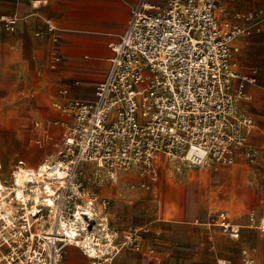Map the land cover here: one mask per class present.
<instances>
[{
    "label": "built area",
    "instance_id": "2783aa9c",
    "mask_svg": "<svg viewBox=\"0 0 264 264\" xmlns=\"http://www.w3.org/2000/svg\"><path fill=\"white\" fill-rule=\"evenodd\" d=\"M220 9L217 0L137 2L109 43L95 99L54 102L62 127L56 154L35 165L18 159L0 176V264H66L68 245L90 264H113L124 248L142 247L143 229L111 224V201L97 189L105 180L132 168L156 180L161 156L177 170L256 161L255 122L239 105L250 96L232 48L246 30L220 19ZM2 20L12 30L17 16ZM219 218L224 232L239 236L225 212ZM256 226L264 231V207Z\"/></svg>",
    "mask_w": 264,
    "mask_h": 264
},
{
    "label": "crops",
    "instance_id": "0c3cea01",
    "mask_svg": "<svg viewBox=\"0 0 264 264\" xmlns=\"http://www.w3.org/2000/svg\"><path fill=\"white\" fill-rule=\"evenodd\" d=\"M138 1L0 0V106L17 105L16 114H24L29 104L42 106L50 100L58 118L53 101H93L109 66V43L125 29ZM217 1L219 18L246 30L232 40V48L244 78V90L250 96L239 105L257 124L255 133L249 136V144L257 150L256 161L237 159L230 165L231 171L251 182L260 170L264 187V0ZM6 15L17 16L12 30L4 26L2 18ZM44 110L37 108L38 119H48ZM164 164L171 163L161 156L157 168H165ZM207 173L213 174L208 169ZM187 174L189 177L194 172L188 170ZM120 175L116 182L107 179L97 189L111 201L109 216L115 228L124 231L142 222L138 226L143 229L142 247L124 248L113 264H248L244 250L253 257L252 264H264V231L243 224L245 216L226 214L231 223L240 226L239 236L233 237L219 225V213L223 211L214 217L212 207L201 197L193 198L192 190L187 191L182 207L177 209L147 210L136 201L117 197L112 202L109 192ZM213 176L216 185L221 172L217 170ZM189 184L190 178L187 189ZM259 193L264 207V190ZM64 255L66 264H90L76 246L68 245Z\"/></svg>",
    "mask_w": 264,
    "mask_h": 264
},
{
    "label": "rangeland",
    "instance_id": "374dc122",
    "mask_svg": "<svg viewBox=\"0 0 264 264\" xmlns=\"http://www.w3.org/2000/svg\"><path fill=\"white\" fill-rule=\"evenodd\" d=\"M49 101L46 100L42 106L38 103L29 104V107L26 106L28 111L24 114H20L19 111V114H16L17 105L0 106L1 177H9L18 159L25 160L27 164L35 165L50 154L55 155L61 147L62 127L57 122L59 118L53 112ZM38 107L40 109L45 108L44 114L48 119H38ZM11 112L13 113L11 114ZM256 129L257 124L255 122L254 133ZM256 143L260 144V142ZM2 162H4V166H2ZM207 169L213 174L209 175ZM260 169L262 170V168ZM188 170H192L194 174L188 177ZM217 170L221 172V177L214 185L216 178L213 175L215 172L217 173ZM261 172L260 170L256 171L254 181L245 182L241 173L231 171L230 165H182L177 170L169 164L165 168L159 167L157 180H151L147 176H140L137 168H132L120 171L122 175H120L117 184L111 188L109 196L112 202L115 197L125 199L127 202L136 201L147 210L148 208L162 210L165 207L177 209L182 207L187 191L192 190L193 198L201 197L212 207L214 217H217L218 212L223 211L229 216H245L246 221H243V224L256 226L263 209L259 193L262 189L264 190ZM125 178L131 179V181L125 182L123 180ZM189 178L190 184L187 189ZM135 180L138 181L135 182ZM193 180H195V184ZM195 185L196 187H194ZM252 216L253 221L250 220ZM140 225L142 222H135L130 228H137ZM127 248L134 249L130 246Z\"/></svg>",
    "mask_w": 264,
    "mask_h": 264
},
{
    "label": "bare ground",
    "instance_id": "6f19581e",
    "mask_svg": "<svg viewBox=\"0 0 264 264\" xmlns=\"http://www.w3.org/2000/svg\"><path fill=\"white\" fill-rule=\"evenodd\" d=\"M159 6H161V7H165V2L163 1H160V3H159ZM51 155V154H50ZM2 166H3V163H2ZM122 252V251H121Z\"/></svg>",
    "mask_w": 264,
    "mask_h": 264
}]
</instances>
